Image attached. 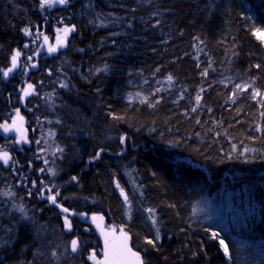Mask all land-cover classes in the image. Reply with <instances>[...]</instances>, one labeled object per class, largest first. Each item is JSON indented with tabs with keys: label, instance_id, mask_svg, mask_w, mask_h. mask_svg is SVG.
<instances>
[{
	"label": "trees",
	"instance_id": "obj_1",
	"mask_svg": "<svg viewBox=\"0 0 264 264\" xmlns=\"http://www.w3.org/2000/svg\"><path fill=\"white\" fill-rule=\"evenodd\" d=\"M64 14L67 47L30 72L27 100L60 147L59 202L104 215L145 264H264V0H74ZM28 25H42L40 0H0V78ZM13 81L0 79V112ZM17 154L16 169L33 161ZM15 175L0 165V264H49L5 195Z\"/></svg>",
	"mask_w": 264,
	"mask_h": 264
},
{
	"label": "rangeland",
	"instance_id": "obj_2",
	"mask_svg": "<svg viewBox=\"0 0 264 264\" xmlns=\"http://www.w3.org/2000/svg\"><path fill=\"white\" fill-rule=\"evenodd\" d=\"M40 1L42 4V0ZM73 2L74 0H67L66 4L71 7ZM57 3L52 5L45 4L44 7H41L42 25H28L24 29L25 35L28 39V50L23 53L19 52L20 56L17 60L21 64L25 62V67L21 66L19 69L14 68L8 74L7 82L9 83L12 81V85L14 83L13 80L16 78L19 79V86L17 89L19 98L16 103L13 101L11 102V110L9 112H0V152H7L10 157L7 164H5L3 160H0V165L7 170H12L14 174L16 173L15 177H18L16 178L17 189L9 188L7 190L8 193L5 192V195L10 194V197H14V202L20 212L23 226H27L33 234H36V239H38L39 242L38 244L41 243V245H43V243H46L42 252L50 255L49 257L51 261L49 264H84L81 261L76 263L72 258L70 248L71 240H67L64 235V231L70 228L68 226L70 218L64 211L56 206L58 204L66 207L59 202L61 189L58 182L60 176L58 175L57 162L60 154V147L54 141V132L50 126L51 122L42 121V123H40L38 120L33 121L30 118V115H28L30 111L27 106V100L38 95L36 85L30 80V72L37 71L41 67L44 57L52 59L57 57L60 51L65 50L74 29V27L67 24V21L65 20L60 19L52 21L49 14H47ZM65 28L71 29L66 36L62 31ZM26 29L27 31H25ZM46 30L48 34L45 33ZM39 39H41L42 48L44 46L47 47L46 43H49L50 46H48V48L56 47L57 50L55 52L49 51L40 56L39 50L35 49L36 43L40 41ZM58 39L63 40V44L58 45ZM46 47L43 49L46 50ZM9 68H12V63L8 65V68L5 71ZM5 71H3V73ZM3 77L4 75L2 74L0 79L2 80ZM29 84L33 85V89L31 94L25 96L24 89H26ZM50 96V94L42 96L43 98L40 99V102H47L46 105H50L52 101V97ZM48 99L50 103L47 101ZM20 117L24 118V123L20 126L21 131L24 134L23 138L15 137L12 129L5 131L2 127L5 124L11 126L14 121L17 123V119ZM143 147L145 148V145H143ZM152 148L153 146H150V149ZM24 149H30L33 161H26L25 163L20 164L19 169H16L14 167V162L18 156L17 153L19 151H24ZM71 179L76 181V178L74 177ZM16 194L19 195L17 196ZM34 194L38 200L36 202L32 196ZM52 196H55V202L52 201ZM71 199V203H77L82 208H87L86 206H88L86 204H88L87 202L89 201H87L86 198L74 196ZM30 202H33L35 207H31V204H29ZM39 206H41V208H39ZM53 208L58 209V214L61 217V229L57 224L54 226V223L57 221L56 219L54 220V213H52V210H54ZM67 209L73 213L80 214L86 220L96 223L102 230H108L110 232L116 231L119 236L121 233L123 236L126 234V232L117 225L109 224L106 217L102 214L81 213L77 210ZM42 215L44 216V219H42ZM85 225L90 229L91 233L89 234L95 237L93 238L94 242L97 241V235L95 234L97 233L96 228L91 224L86 223ZM101 234L104 235L103 233ZM102 235L101 237L105 240ZM92 248H94V246H92ZM77 249L78 248H76V252ZM80 250L81 247H79V251ZM36 257L39 259L38 256ZM47 263V259L42 261V264ZM89 263L94 264L95 261L90 259Z\"/></svg>",
	"mask_w": 264,
	"mask_h": 264
},
{
	"label": "flooded vegetation",
	"instance_id": "obj_3",
	"mask_svg": "<svg viewBox=\"0 0 264 264\" xmlns=\"http://www.w3.org/2000/svg\"><path fill=\"white\" fill-rule=\"evenodd\" d=\"M64 10L71 13V7H69L66 3H63V4L57 3L56 6L53 9H51V11H49L47 14H49L52 21H57L56 16L61 11H64ZM60 19L61 20L69 19V16H68V14H64L61 16ZM45 33L48 34L47 30L45 31ZM39 40L40 41L37 42L35 45V49L39 50V55L41 56V55L49 52L48 46H50V45H49V43H46L47 47L46 46L43 47V48L46 47V50H45L41 47L42 46L41 39H39ZM44 59H50V58L44 57L43 60ZM21 66L25 67V62L21 64L17 60L16 69H19ZM5 83H8V82H5ZM68 216L70 218L68 222L71 226L69 229L64 231V235L67 238V240H69V241L70 240L72 241L74 238H76L77 239V248H78L77 252H75L74 254L71 252L72 258L75 259L76 257H80L84 260V262H83L84 264H91V263H89L90 259H93L95 261L94 264H100V263L110 264L111 253H112L113 248H118L123 243L124 236L122 235V233L119 236L118 232H116V231L110 232L108 230L106 231V230H102L100 228L99 233L94 232L97 235V241H95L93 243L94 248H92L90 242H88L86 240L82 241L84 239H81V237L77 235V233H76L77 232V226L74 224V220L77 219L79 221V223L82 225L81 230L84 234L85 233L86 234L91 233L89 227H87L85 225V223L81 222L78 218H72L70 215H68ZM55 217L56 216H54V218ZM101 233H103L104 235H102ZM101 235L104 236L105 240L101 237ZM71 241H70V244H71ZM79 247H81L80 251H79Z\"/></svg>",
	"mask_w": 264,
	"mask_h": 264
},
{
	"label": "snow or ice",
	"instance_id": "obj_4",
	"mask_svg": "<svg viewBox=\"0 0 264 264\" xmlns=\"http://www.w3.org/2000/svg\"><path fill=\"white\" fill-rule=\"evenodd\" d=\"M66 3L67 0H42V4L41 7H44L45 4L47 5H52L54 3ZM27 31V29L25 30ZM64 35L66 36L67 33L69 31H71V29L65 28L62 30ZM257 35L260 38H264V33L260 32L259 30L257 31ZM57 44H63V40L58 39L57 40ZM57 50L56 47H51L49 48V51L51 52H55ZM20 56V53L17 52L13 57H12V68H9L7 71H5L3 73L4 76H7L9 74V72H11L14 68H16L17 66V58ZM99 71V70H98ZM169 80L172 79L171 75H169L168 77ZM65 87L67 85H64ZM240 86L237 85V88H239ZM33 89V85L29 84L28 87L26 89H24V95L27 96L29 94H31V91ZM199 99V98H197ZM4 128L5 131H9L12 128H16L17 131H20V129L17 127L16 122L14 121L13 124L11 126L5 124L2 126ZM23 138V136H22ZM10 157L9 154L7 152H0V160H3V162L5 164L8 163ZM52 201L55 202V196L51 197ZM65 211H67V209H65ZM151 211V210H149ZM153 223H155V219H153ZM69 227L71 226L70 224L68 225ZM217 233H213V236H217ZM159 238V231L157 230V239ZM149 243H155L154 241H148ZM220 244L223 247V251L226 255L229 254V249H228V245L225 244V242L223 240H220ZM77 248V241L73 240L72 241V250L75 251ZM130 257L134 258V261L130 259ZM110 264H144V262L140 259V254L139 253H135L132 252L131 249H129L127 247V237L125 236L124 238V242L118 247V248H113L112 253H111V261Z\"/></svg>",
	"mask_w": 264,
	"mask_h": 264
},
{
	"label": "water",
	"instance_id": "obj_5",
	"mask_svg": "<svg viewBox=\"0 0 264 264\" xmlns=\"http://www.w3.org/2000/svg\"><path fill=\"white\" fill-rule=\"evenodd\" d=\"M11 63H12V62H11ZM8 76H9V75L4 76V77L2 78V80H3L4 82H7V80H8ZM23 123H24V118H23V117H20V118L17 119V123H16V125H17V127L20 129V131H17L16 128H12V132H13V135H14L15 137L21 138V137L24 135L23 132L21 131V128H20V126H21ZM56 206H57V208H59V209H61L62 211H64L65 214L70 215L72 218H78L81 222H83V223H85V224H86V223H87V224H91L92 226H94V227L96 228V231H97L98 233L100 232V228H99V226H98L96 223L84 219L80 214H78V213H73V212H71L70 210H68V209H67L66 207H64V206H61V205H58V204H57ZM65 209H67V211H65ZM125 236L127 237V247H128L129 249H131L132 252L138 253V252L132 247V245H130L131 242H132L131 237H130L127 233L124 235V238H125ZM73 240L77 241L76 238H74ZM73 240H72V241H73ZM123 242H124V240H123ZM225 244H226V243H225ZM70 248H71V252H72V253H75V252H76V250H75V251L72 250V242H71ZM130 259L134 261V258L130 257ZM140 259L143 261L141 254H140ZM143 262H144V261H143ZM100 264H104V263H100ZM144 264H145V262H144Z\"/></svg>",
	"mask_w": 264,
	"mask_h": 264
},
{
	"label": "bare ground",
	"instance_id": "obj_6",
	"mask_svg": "<svg viewBox=\"0 0 264 264\" xmlns=\"http://www.w3.org/2000/svg\"><path fill=\"white\" fill-rule=\"evenodd\" d=\"M223 248V247H222Z\"/></svg>",
	"mask_w": 264,
	"mask_h": 264
}]
</instances>
